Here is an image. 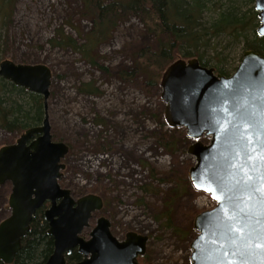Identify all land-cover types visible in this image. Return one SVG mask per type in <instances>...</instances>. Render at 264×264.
<instances>
[{
  "label": "rangeland",
  "instance_id": "1",
  "mask_svg": "<svg viewBox=\"0 0 264 264\" xmlns=\"http://www.w3.org/2000/svg\"><path fill=\"white\" fill-rule=\"evenodd\" d=\"M82 6V0H16L11 19L0 22V62L9 59L22 64H46L55 74L45 114L53 139L70 147L63 159L66 168L60 184L78 198L102 186L111 198L107 207L95 212L84 236L89 237L96 217L102 215L111 221V231L119 240H124L130 231L149 237L146 259L138 260L140 263L188 264L190 241L197 232L193 228V238L185 240L163 225L158 216L164 208V194L144 188L169 190L176 186L174 179L190 180L189 171L196 158L189 153V147L195 140L187 142L186 128L179 127L177 148L169 152L161 143L165 135L171 134L161 88L145 85L141 77L125 81L118 76L133 64L130 52L149 41L138 19L133 17L119 26L111 42L100 47L104 56L101 61L109 67L110 74L90 66L71 48L52 45L50 40L62 27L65 34L81 41L77 31L91 28V22L82 19ZM209 6L214 7L212 3ZM214 8L204 12L206 25L218 15ZM203 48L208 67L223 68L229 75L247 50L241 42L223 35ZM90 80H96L102 95L77 91V86ZM10 89L6 86L0 92V100L4 99L6 105L10 104ZM11 98L22 103L28 100L17 93ZM100 120L102 123L97 122ZM21 133L0 128V148L15 143ZM202 141L208 142V137ZM98 146L110 147L101 151ZM188 187L173 212L174 223L181 228L193 225L199 213L212 207L210 196L197 190L191 180ZM11 189L10 183L0 186V222L11 214Z\"/></svg>",
  "mask_w": 264,
  "mask_h": 264
},
{
  "label": "water",
  "instance_id": "2",
  "mask_svg": "<svg viewBox=\"0 0 264 264\" xmlns=\"http://www.w3.org/2000/svg\"><path fill=\"white\" fill-rule=\"evenodd\" d=\"M254 5L260 20L257 32L263 36L264 0H255ZM0 76L42 95L47 109L54 77L48 65L5 59L0 62ZM160 88L169 127H185L187 135L195 140L189 147V153L196 158V164L189 171L191 183L213 199L203 188L214 187L213 181L228 182L233 175L236 179L240 177L239 169L233 165L244 163V156L234 158L236 152L246 151L243 142L236 138L241 120H250L255 125L254 131H264L260 128L264 123V56L246 50L230 75L217 73L214 67L202 65L198 58H179L164 71ZM245 104L249 107L245 108ZM229 122L230 134L224 131ZM205 136L210 137L209 143L202 141ZM69 151L68 144L53 139L47 113L42 124L26 129L15 143L0 148V186L12 185L11 214L0 222V260L5 264L14 262L38 209L49 202L44 216L48 234L54 240V250L45 264H143L138 257L146 254L147 235L130 231L124 240H119L105 216L97 219L88 238L82 235L90 227L93 214L104 207V201L94 193L76 199L69 188L60 184L66 168L63 159ZM255 164L258 181L264 166L260 161ZM197 183L201 188L198 189ZM215 201L214 208L202 211L194 219L197 234L190 243L192 252L188 264H217L222 260L227 264L221 251L198 239L225 231L222 214L214 212L218 207ZM252 210L254 220L264 222V204L256 200ZM74 250L82 259L72 263L67 256ZM225 250L230 251V246H225ZM231 259L233 257H227ZM247 259L250 264H262L264 252L254 251Z\"/></svg>",
  "mask_w": 264,
  "mask_h": 264
},
{
  "label": "trees",
  "instance_id": "3",
  "mask_svg": "<svg viewBox=\"0 0 264 264\" xmlns=\"http://www.w3.org/2000/svg\"><path fill=\"white\" fill-rule=\"evenodd\" d=\"M15 1L0 0V22L7 23L11 19ZM82 3V19L90 21L91 28L88 31H77L81 41L65 34L62 27L50 42L53 46L71 48L90 66L110 74L109 67L101 61L104 56L100 53V47L111 42L119 26L133 17L138 19L149 41L130 52L133 64L118 73L119 78L125 81L141 77L145 85L156 89L160 88L164 71L179 58H198L202 65L209 66L206 54L201 50L212 39L222 35L241 42L243 48L264 56V35L257 32L260 20L255 9V0H82ZM209 3L215 8L210 7ZM211 8L218 11V15L212 17L209 25H206L204 12ZM215 69L217 73L229 75L223 68ZM6 86L11 87L8 90L10 104L6 105L4 99L0 100V128L10 133H18L42 124L45 116L44 97L0 76V92ZM76 89L81 94L91 96H100L103 92L96 80L83 82ZM15 93L27 96L28 100L22 103L12 99L11 95ZM97 122L102 123V120ZM178 129L180 128L169 127L171 134L165 135L161 141L171 153L177 148ZM184 139L189 143L193 142L186 133ZM109 147L98 146L97 150L104 151ZM144 163L146 166V162ZM173 181L176 186L169 190L147 186L144 189L164 194V208L158 218L181 239L191 240L193 225L181 228L173 220L177 201L189 191L190 180L183 178ZM99 188L95 193L104 198V207H107L111 198L108 197L106 189L102 186ZM48 205L49 202L38 209L30 230L23 237L22 248L12 264H45L53 253L54 240L48 234L49 226L44 216ZM81 259L82 255L77 250L67 256V260L72 263ZM144 259L146 255L138 258ZM0 264L5 263L0 260Z\"/></svg>",
  "mask_w": 264,
  "mask_h": 264
},
{
  "label": "snow or ice",
  "instance_id": "4",
  "mask_svg": "<svg viewBox=\"0 0 264 264\" xmlns=\"http://www.w3.org/2000/svg\"><path fill=\"white\" fill-rule=\"evenodd\" d=\"M244 107L247 108L249 105L245 104ZM232 115L235 118V114ZM254 127L250 120H241L236 138L243 142L246 151L236 152L234 158L238 160L244 156V163L233 165V168L239 169V179L233 175L228 182L213 181L214 187L203 188L217 200L218 207L214 212L217 215L222 214L221 223L225 231L219 234L209 233L198 239L201 243L206 242L215 246V250L221 251L227 264H250L247 257L252 252L257 250L264 252V222L254 220L252 210L254 201L258 200L264 204V173L259 175L258 181L255 175V161H260L264 166V131H254ZM231 128L232 125L229 122L224 130L225 133H229ZM260 128L264 129V123L260 125ZM197 187L199 189L201 185L197 183ZM225 246H230L231 250H225ZM228 256L233 259L227 260ZM217 264H225V261H218Z\"/></svg>",
  "mask_w": 264,
  "mask_h": 264
},
{
  "label": "flooded vegetation",
  "instance_id": "5",
  "mask_svg": "<svg viewBox=\"0 0 264 264\" xmlns=\"http://www.w3.org/2000/svg\"><path fill=\"white\" fill-rule=\"evenodd\" d=\"M64 175V174H63ZM63 177V176H62ZM94 194H97V193H94ZM72 195L74 196V194L72 193ZM99 195V194H98ZM100 196V195H99ZM81 197V196H80ZM102 197V196H101ZM74 198H78V197H75L74 196ZM102 199H103V201H104V206H105V200H104V198L102 197ZM46 204H47V202L43 205V206H46ZM49 205H50V203H49ZM49 205L45 208V210L49 207ZM42 206V207H43ZM104 208V207H103ZM102 210V209H101ZM97 212H99V211H97ZM97 214L96 213H94L93 214V217H92V219L96 216ZM102 216V215H101ZM100 216H98V217H96L97 219L99 218ZM91 221V220H90ZM111 222V221H110ZM83 236H84V232H83V234H82ZM85 237V236H84ZM86 238V237H85Z\"/></svg>",
  "mask_w": 264,
  "mask_h": 264
},
{
  "label": "built area",
  "instance_id": "6",
  "mask_svg": "<svg viewBox=\"0 0 264 264\" xmlns=\"http://www.w3.org/2000/svg\"><path fill=\"white\" fill-rule=\"evenodd\" d=\"M211 203H212V207L215 205V203L213 202V200H211ZM212 207H210V208H212Z\"/></svg>",
  "mask_w": 264,
  "mask_h": 264
}]
</instances>
